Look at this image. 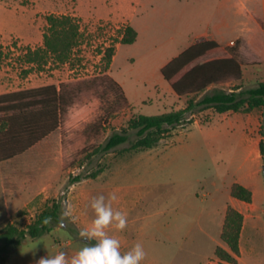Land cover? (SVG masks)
<instances>
[{
  "label": "rangeland",
  "instance_id": "rangeland-1",
  "mask_svg": "<svg viewBox=\"0 0 264 264\" xmlns=\"http://www.w3.org/2000/svg\"><path fill=\"white\" fill-rule=\"evenodd\" d=\"M217 2L0 0V92L74 83L105 72L121 86L126 99V104L115 108L119 98L106 86L84 93L69 107L60 128L42 141L49 146L48 151L40 145L13 158L32 166L26 175L19 173L11 179L12 167L6 161L0 163V230L10 223L26 229L53 200L61 204L58 221L51 224L50 231L38 238L27 236L0 264H35L37 259L61 250L70 259L89 243L78 233L94 219L91 199L104 195L107 203L113 193L117 198L110 201L111 206L126 214L127 223L123 229L110 224L105 231L112 228L121 232L122 252L140 243L145 252L140 264H206L215 259L217 246L225 247L220 234L225 209L232 206L229 190L233 183L250 189L256 206L254 219L246 220L240 237L243 263H264V161L257 142L263 109L218 114L197 107L193 114L186 113L187 122L154 148L137 153L125 150L135 138V130L127 128L131 118L182 110L188 100L199 99L177 97L160 69L195 35L221 24ZM48 14L74 17L81 42L68 63H49L42 71L24 75L25 66L17 57L24 47L41 45ZM126 26L138 33L133 44L120 43ZM221 31L222 40L233 41L216 55L233 54L241 64L242 77L219 88L248 89L264 82V63L254 59L262 58V24L239 16ZM238 36L246 41V47L241 38L234 39ZM112 45L115 55L105 70L101 57ZM88 125L91 127L84 131ZM121 131L128 132L127 142L108 152H96L111 134ZM46 158H54V164ZM47 167L56 171L61 194L11 198L7 189L19 190L26 184L24 176L38 185ZM74 177L79 181L65 190ZM235 207L248 214L238 204ZM250 247L256 250L255 255L248 256Z\"/></svg>",
  "mask_w": 264,
  "mask_h": 264
},
{
  "label": "trees",
  "instance_id": "trees-1",
  "mask_svg": "<svg viewBox=\"0 0 264 264\" xmlns=\"http://www.w3.org/2000/svg\"><path fill=\"white\" fill-rule=\"evenodd\" d=\"M81 38L80 26L74 17L46 15L41 45L34 48L24 47L17 57L19 63L25 66L22 73L28 75L33 71H42L49 63L53 65L68 63ZM136 39V30L126 26L120 43L133 44ZM222 50L215 41L202 40L191 44L161 67V75L177 97L197 96L199 99L188 100L187 106L182 110L151 116L138 114L131 118L127 128L135 130V138L129 142L126 151L137 153L154 148L160 140L169 136L173 129L187 122L186 113L193 114L197 107L210 108L218 114L263 109L258 150L264 161V82H259L255 87L248 89H242L241 86H235L230 90L219 88L220 84L239 81L242 77L241 64L233 54L216 55ZM114 53L113 45L104 51L101 60L104 62L105 70L109 68ZM99 86H106L117 95L119 101L115 108L126 104L121 86L105 72L74 83L61 82L58 85L51 84L0 94V163L23 154L55 132L63 124L69 107L80 100L84 93L96 91ZM90 127L91 125L86 126L84 131ZM127 141V131L113 133L96 149V152L111 151ZM78 181V178L74 177L69 183ZM229 194L242 202L252 201L251 190L239 183L230 186ZM60 206L58 200H53L26 229H19L11 223L5 225L0 230V262L27 236L38 238L50 231L51 224L58 221ZM242 225L243 215L232 206H227L220 239L228 250L221 246L214 250V255L221 264H236L240 254L239 237ZM89 243L94 244L95 240Z\"/></svg>",
  "mask_w": 264,
  "mask_h": 264
},
{
  "label": "crops",
  "instance_id": "crops-1",
  "mask_svg": "<svg viewBox=\"0 0 264 264\" xmlns=\"http://www.w3.org/2000/svg\"><path fill=\"white\" fill-rule=\"evenodd\" d=\"M144 1H146V0H144ZM216 15L219 18V20L221 21V24L217 25V26L212 25L209 27V29L207 31L205 30V32H203V34L195 35L194 38L188 42V44L185 48H187L191 44L200 42L202 40H213L217 44H219L222 49H224L226 46H228L230 44L231 41H233V39H229V40L223 39L222 40L223 31H221V29L226 28L227 22L231 21L232 19L237 18L239 16H244L252 22H255L259 25H260V23L262 24V31L263 32H262L261 36L263 38V47L259 51L262 58H254V59L259 60L258 62L260 64L264 63V0H218L217 6H216ZM137 36H138V33H137ZM240 38L242 40V45H244L246 47V41L241 36L235 37L234 39L237 40ZM185 48H183V50ZM180 52H178V54ZM113 58H114V56H113ZM113 58H112V60H113ZM51 84L52 83L45 84V85H51ZM45 85H40V86H45ZM7 92H9V91L0 92V94L7 93ZM221 114H223V113H221ZM53 133L46 136L43 140L47 139ZM42 141H40L36 145L32 146L29 150H27L23 154H25L27 152H32L35 148H37V146H40V145L44 146L43 148L47 149V151H48L49 146L46 145L45 143H43ZM257 142H258V140H257ZM46 162L50 163V165H53L54 164V158H46ZM5 163L8 164L10 167H12L11 176H10L11 179L14 177L15 178L18 177L19 173H22V175H26L28 173L26 170H28V168L32 167L29 164H25L24 160L17 161L15 159H11V160L6 161ZM15 163H16V166H15ZM18 163H20V164H18ZM17 167H19V168H17ZM56 176H57L56 171L52 167H47L41 175V181L42 182L38 183V185H36V183H34L33 178H28L27 180H25L24 178H26V176H24L22 178V182L26 181V184L23 183L22 187H20L19 190L18 189L17 190L7 189V190H9V192L11 194V198H14V199H18V198L20 199V198H26V197H32V198H35V197L48 198L51 196L56 197L58 194H61V193H59V191L61 189L60 183L58 182L59 180H57ZM29 181L31 183L28 186ZM26 185L28 188L26 187ZM71 185H73V183H71V184L67 183L64 186V189L67 190ZM30 192H31V194H30ZM234 200H237V199L232 198L231 204H232V206H234L233 208L238 210L243 215V225H242V229L240 232V237H241L242 233L244 232V229L247 226L246 220H249L251 218L254 219L253 213L256 210V206L253 204V199L250 203H246V202H242V201L239 202V200H237L235 202ZM236 204H238L239 207L246 209L248 214L245 215L242 210L237 209L235 207ZM15 206L16 205H13V209L15 208ZM24 206H26V205H24ZM263 214H264V211H263ZM107 234L109 236H114V237L117 236L118 237V239L120 241V251L122 252V249L124 246L121 242V240H122L121 239V232L117 231V230L112 231V228H110L107 230ZM240 237H239V252H240V254L237 258L236 264H246V263H243V257H244L245 252L242 249V246L240 244ZM222 248L228 250V247L226 246V244H225V247H222ZM255 252H256V250L254 248H251V247L247 250L248 256L255 255ZM206 264H220V262L215 257L214 260H210Z\"/></svg>",
  "mask_w": 264,
  "mask_h": 264
},
{
  "label": "clouds",
  "instance_id": "clouds-1",
  "mask_svg": "<svg viewBox=\"0 0 264 264\" xmlns=\"http://www.w3.org/2000/svg\"><path fill=\"white\" fill-rule=\"evenodd\" d=\"M116 198L113 193L107 203L104 195L93 197L90 201L94 219L89 226L82 228L78 235L84 241L95 240L94 244L85 243L70 259L66 258L65 252L61 250L54 255L37 259L35 264H140L145 256L140 243L122 253L119 239L109 236L105 231L110 224H114L116 229H123L126 226V214L114 210L111 206L110 201ZM59 225L63 227L64 221L61 220Z\"/></svg>",
  "mask_w": 264,
  "mask_h": 264
},
{
  "label": "water",
  "instance_id": "water-1",
  "mask_svg": "<svg viewBox=\"0 0 264 264\" xmlns=\"http://www.w3.org/2000/svg\"><path fill=\"white\" fill-rule=\"evenodd\" d=\"M263 170H264V166H263Z\"/></svg>",
  "mask_w": 264,
  "mask_h": 264
}]
</instances>
